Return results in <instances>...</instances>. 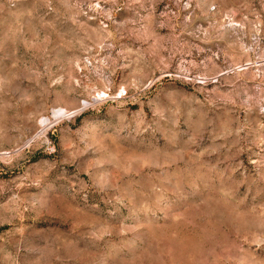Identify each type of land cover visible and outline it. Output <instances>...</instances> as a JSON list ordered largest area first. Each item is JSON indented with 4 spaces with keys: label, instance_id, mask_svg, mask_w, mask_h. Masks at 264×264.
I'll use <instances>...</instances> for the list:
<instances>
[{
    "label": "rangeland",
    "instance_id": "rangeland-1",
    "mask_svg": "<svg viewBox=\"0 0 264 264\" xmlns=\"http://www.w3.org/2000/svg\"><path fill=\"white\" fill-rule=\"evenodd\" d=\"M0 264H264V0H0Z\"/></svg>",
    "mask_w": 264,
    "mask_h": 264
}]
</instances>
